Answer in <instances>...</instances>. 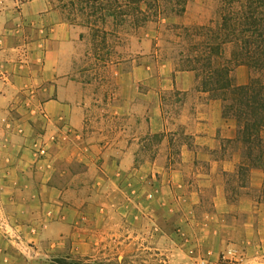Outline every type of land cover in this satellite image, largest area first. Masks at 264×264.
<instances>
[{
  "label": "crops",
  "instance_id": "1",
  "mask_svg": "<svg viewBox=\"0 0 264 264\" xmlns=\"http://www.w3.org/2000/svg\"><path fill=\"white\" fill-rule=\"evenodd\" d=\"M72 33L52 0L0 1V222L33 244L32 259L0 231V264L87 253L118 236L110 226L124 223L131 203L141 206L150 193L162 199L163 190L172 201L200 202L208 189L220 216L233 206L240 216L261 213L264 171H245V186L232 195L229 177L238 182L244 167L238 126L223 116L221 100L198 88L194 72L166 64L137 77L138 87L145 79L153 87L150 102L123 103L115 114L123 118L97 127L71 78ZM237 75L246 85L247 69ZM164 88L183 97L172 118ZM65 124L82 138H65ZM39 137L52 142L47 158L34 151ZM174 158L181 169L147 161Z\"/></svg>",
  "mask_w": 264,
  "mask_h": 264
},
{
  "label": "rangeland",
  "instance_id": "2",
  "mask_svg": "<svg viewBox=\"0 0 264 264\" xmlns=\"http://www.w3.org/2000/svg\"><path fill=\"white\" fill-rule=\"evenodd\" d=\"M52 1L72 26L71 78L82 92L88 122L97 127L107 119L116 122L123 118L115 115L123 103H149L153 87L146 79L138 87L137 77L145 78L166 64L181 70L182 59L195 58L199 52L195 48L201 27L216 28L217 24L212 23L220 19L215 0H187L183 14L177 13V0H146L147 23L116 27L111 18L100 19L106 14L102 9H108L107 1L89 6L86 0ZM93 11L97 17L92 16ZM96 30L105 35H97ZM241 67L233 73L237 86H244L237 75ZM245 68L248 83L250 70ZM136 70L141 71L138 76ZM203 80L202 76L197 78L199 89ZM182 99L178 92L163 89L170 118L176 113L174 104H181ZM147 161L159 162L165 169H181L182 165L178 158ZM246 170L240 168L238 182L234 176L229 177L232 195L236 187L245 186ZM147 182L146 189L153 188L152 181ZM163 192L162 199L147 194L139 207L131 203L125 210V224L117 218L110 226L109 235L117 237L94 244V249L84 254L53 253L51 264H62L67 258L86 264H264V207L261 213L257 210L254 215L240 216L233 206L230 214L220 216L208 189L200 202L172 201L166 197V190ZM263 196L264 189L259 197Z\"/></svg>",
  "mask_w": 264,
  "mask_h": 264
},
{
  "label": "trees",
  "instance_id": "3",
  "mask_svg": "<svg viewBox=\"0 0 264 264\" xmlns=\"http://www.w3.org/2000/svg\"><path fill=\"white\" fill-rule=\"evenodd\" d=\"M109 3L106 17L113 25L139 27L148 22L146 0H86V5ZM177 13L183 14L187 0H177ZM220 19L212 26L201 27L197 34L195 58L182 59L181 70L204 78L201 90L223 103V116L238 126V139L247 170L264 171V0H215ZM84 3V2H83ZM93 17L98 13L93 11ZM98 31V30H96ZM105 35L104 32L98 31ZM250 70L249 82L237 86L233 81L236 67ZM242 166L241 169L244 168ZM246 170V171H247ZM264 189V188H263ZM62 264H86L67 258Z\"/></svg>",
  "mask_w": 264,
  "mask_h": 264
},
{
  "label": "built area",
  "instance_id": "4",
  "mask_svg": "<svg viewBox=\"0 0 264 264\" xmlns=\"http://www.w3.org/2000/svg\"><path fill=\"white\" fill-rule=\"evenodd\" d=\"M30 109V108H29ZM31 111V109H30ZM33 112H36V110L32 109ZM40 111V110H39ZM43 114L44 117L46 115L43 112H40ZM62 131L64 132V137L67 139L73 138L74 140H80L82 138L81 134L75 130L73 127H71L68 124H65L62 128ZM54 142V141H53ZM52 143L50 140H46L42 137H39L34 142V151L35 153L41 157V158H47L49 156L50 147L49 144ZM0 222V231L4 235V237L8 240L16 244L20 250H24L30 258L33 259V255H31L32 250V243H28L26 240H24L20 235H18L16 232L9 230V224L8 222Z\"/></svg>",
  "mask_w": 264,
  "mask_h": 264
}]
</instances>
